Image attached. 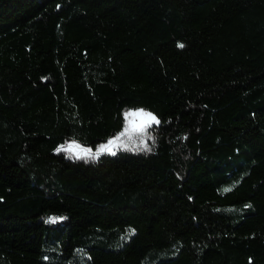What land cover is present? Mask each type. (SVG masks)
Segmentation results:
<instances>
[{"label":"trees","instance_id":"1","mask_svg":"<svg viewBox=\"0 0 264 264\" xmlns=\"http://www.w3.org/2000/svg\"><path fill=\"white\" fill-rule=\"evenodd\" d=\"M0 264H264V0H0Z\"/></svg>","mask_w":264,"mask_h":264},{"label":"rangeland","instance_id":"2","mask_svg":"<svg viewBox=\"0 0 264 264\" xmlns=\"http://www.w3.org/2000/svg\"><path fill=\"white\" fill-rule=\"evenodd\" d=\"M143 112L148 113L142 109L136 110H128L125 112V124L124 128L117 135L111 137L109 140L105 142H100L95 146L84 145L74 139H69L64 144L59 145L55 151L63 153L67 158L73 159H83V160H91L96 158L97 156L103 153L114 152L117 149H125L124 147L129 146H144L151 140V132H148V126H151L152 123L143 125V117L142 116H132L128 115L129 113ZM132 122L131 124L129 122ZM141 125H143L141 127ZM151 129V128H150ZM154 127H152V130ZM118 137V139H116ZM115 140V143L111 147V151H100L101 147L107 145L109 141ZM79 145L80 149H87L88 152H82L79 149L70 150L68 146L70 144ZM59 149V150H58ZM136 150V149H134Z\"/></svg>","mask_w":264,"mask_h":264},{"label":"snow or ice","instance_id":"3","mask_svg":"<svg viewBox=\"0 0 264 264\" xmlns=\"http://www.w3.org/2000/svg\"><path fill=\"white\" fill-rule=\"evenodd\" d=\"M128 115H132V116H142L144 119H143V125H147V124H150V123H159V121L157 120V118L155 116H153L151 113H143V112H136V113H129ZM130 124L132 123L131 121L129 122ZM141 125V127L143 126ZM118 139V137L116 138ZM115 143V140H112V141H109L107 145H104L101 147L100 151H111V147L112 145ZM68 148L70 150H76V149H79L80 151L82 152H85L87 153L88 150L87 149H80L79 148V145H76V144H70L68 146ZM59 150V149H58Z\"/></svg>","mask_w":264,"mask_h":264}]
</instances>
